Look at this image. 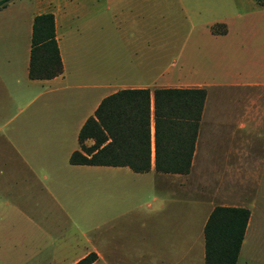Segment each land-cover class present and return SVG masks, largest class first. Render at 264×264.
I'll use <instances>...</instances> for the list:
<instances>
[{"label": "crops", "instance_id": "0c3cea01", "mask_svg": "<svg viewBox=\"0 0 264 264\" xmlns=\"http://www.w3.org/2000/svg\"><path fill=\"white\" fill-rule=\"evenodd\" d=\"M186 1L8 0L0 8V243L8 238L7 230L33 226L46 234L48 230L62 228L57 222L62 217L75 218L70 200L72 179L80 187L87 174L101 178L103 172L127 169L144 177L150 187L160 189V195L154 197L155 201L160 200L159 205L150 206L153 209L149 221L143 222L140 238L124 239L118 228L112 229L107 251L102 248L104 241L88 239L89 246L74 257L65 252L70 247L79 250V245L60 241L47 261L75 264L94 253L96 260L92 264H97L108 252L116 264H206L205 228L216 206L194 200V166L205 164L204 157L210 152L206 151L199 160L200 129L189 172L156 170L154 91L213 85L170 74L173 68L182 69V64H197L194 59L198 54V36L226 44L224 51L210 49L209 59L214 64L220 61L214 52L221 54V64H242L244 38L247 35L261 38L264 32L232 29L226 22L222 23L223 30L206 27L203 32H194L192 60L172 65L173 62L162 59L167 52L184 49V43L180 46L176 39L181 32L173 27L181 20V11L176 7L183 9ZM257 3L264 7V0ZM48 12L55 18L62 72L53 77L34 78L31 76L33 25L37 15ZM200 14H203L201 9L194 7V17ZM234 14L240 16L241 11ZM152 21L159 24L152 28ZM167 22H171L169 27ZM262 50L263 44L255 47L254 60L249 64H264ZM139 89L151 92V169L136 172L129 165L72 163L75 151L88 155L80 142L86 123L91 118L100 122L99 114L105 117L117 114L123 106L118 93ZM125 107L128 110V103ZM111 140L108 135L107 141L93 153ZM84 141L86 147H91L96 138ZM215 159L211 157L208 164H214ZM221 159L226 164L231 160L224 153ZM73 190L77 195L84 192ZM74 209H79L77 204ZM102 225L92 229L97 231ZM125 232L128 231L123 230L121 235ZM244 244L245 240L236 264H244L240 262Z\"/></svg>", "mask_w": 264, "mask_h": 264}, {"label": "rangeland", "instance_id": "374dc122", "mask_svg": "<svg viewBox=\"0 0 264 264\" xmlns=\"http://www.w3.org/2000/svg\"><path fill=\"white\" fill-rule=\"evenodd\" d=\"M185 3L183 9L176 7L181 11V20L173 28L181 32L177 44L184 43L181 52H186L177 49L167 52L162 60L173 62L172 65L192 60L194 32H203L206 27L223 30L222 23L226 22L232 29L264 32V7L257 0L254 3L252 0H187ZM194 7L203 14L195 18ZM237 11H241L240 16L234 14ZM229 13L235 17L228 18ZM170 23L167 22V27ZM155 24L159 21H152V28ZM196 40L198 54L194 59L193 53V59L197 64H182V69L170 71L175 78L213 84L203 87L206 99L199 128L202 132L199 160L206 151L210 154L204 157L205 164L194 166V200L214 206L235 204L248 208L250 219L240 262L264 264V64H249L254 60L255 47L263 44L264 54V33L261 38L250 35L244 38L242 64H221V54L216 52L214 55L220 61L214 64L209 59L210 49L224 51L226 44L218 39L210 42L202 36ZM239 80L247 82L230 84ZM83 146L86 147L85 141ZM222 153L230 156L227 164L221 159ZM211 157L216 158L214 164H208ZM84 179L80 187L72 179L70 200L76 221L62 217L57 221L62 228L48 230L46 234L33 226L7 230L8 238L0 243V264H54L47 260L55 246L65 240L72 246L79 245V250L70 247L65 252L71 257L89 246L88 239L104 241L102 248L107 251L109 232L116 228L124 239L140 238L143 222L149 221L153 209L150 206L159 205L160 200L155 201L154 197L160 195V189L150 187L144 177L127 169L103 172L101 178L87 174ZM73 189L84 192L77 195ZM76 204L79 209H74ZM102 223L97 231L92 229ZM123 230L128 232L121 235ZM105 253V258L97 264H116Z\"/></svg>", "mask_w": 264, "mask_h": 264}, {"label": "trees", "instance_id": "16d2710c", "mask_svg": "<svg viewBox=\"0 0 264 264\" xmlns=\"http://www.w3.org/2000/svg\"><path fill=\"white\" fill-rule=\"evenodd\" d=\"M8 0H0V8ZM31 76L53 77L62 72V61L52 12L35 17L32 33ZM123 106L117 114L100 122L91 118L80 133V142L88 155L72 154L75 164L129 165L136 172L152 166V107L149 89L124 90L118 93ZM128 99V101H126ZM204 88H158L154 91L155 168L165 173H187L200 128L205 105ZM128 103V110L125 105ZM105 104V103H104ZM103 108V107H102ZM108 132V134L105 132ZM111 142L93 153L107 141ZM96 138L91 147L85 139ZM250 219V210L241 206H216L205 228L206 264H236ZM91 253L75 264H92Z\"/></svg>", "mask_w": 264, "mask_h": 264}]
</instances>
